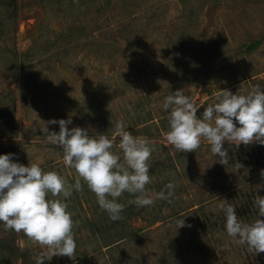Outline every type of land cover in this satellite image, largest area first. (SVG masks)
<instances>
[{
    "label": "rangeland",
    "instance_id": "374dc122",
    "mask_svg": "<svg viewBox=\"0 0 264 264\" xmlns=\"http://www.w3.org/2000/svg\"><path fill=\"white\" fill-rule=\"evenodd\" d=\"M257 85L264 90V0H0V155L74 184L62 149L41 131L50 119L115 137L112 151L121 157L117 120L155 146L146 186L154 203L137 208L125 192L123 219L112 221L81 181L83 191L61 197L76 257L45 264H264V253L227 235L217 207L227 200L243 222L256 218L264 145L225 142L232 158L225 166L206 141L176 152L166 141L170 109L162 107L182 90L200 117L220 89L247 94ZM170 182L171 204L155 198ZM180 219L191 226L176 229ZM40 251L0 222V264H35Z\"/></svg>",
    "mask_w": 264,
    "mask_h": 264
},
{
    "label": "clouds",
    "instance_id": "9594fccd",
    "mask_svg": "<svg viewBox=\"0 0 264 264\" xmlns=\"http://www.w3.org/2000/svg\"><path fill=\"white\" fill-rule=\"evenodd\" d=\"M215 99L217 102L205 107L198 117L197 105L182 90L169 94L162 105L164 110L170 109L166 141L176 152H195L206 141L211 153L225 166L232 159L224 148L225 142L235 148L241 144L264 145V90L258 85L247 94L220 89ZM71 123V118L50 119L41 131L48 143L62 149L63 163L75 170L74 184L54 171L45 172L37 163L25 166L13 161V153L0 155V222L5 230L22 232L41 248L35 264H45L53 256L75 259L74 222L62 198L70 197L73 189L83 191L81 181L95 194L98 205L112 221L123 219L125 206L118 198L125 192L135 197L128 203L137 208L154 203L146 186L152 182L148 161L155 146L147 137L134 136L126 130L123 120H117L115 133L121 157L112 151L115 137L94 131L90 134L88 128L78 126L69 128ZM52 124L59 125L58 132L49 131L47 125ZM231 164L238 173L242 165L235 161ZM260 176L264 178V169ZM165 187L169 189L167 194L160 192L155 198L171 204L176 186L170 182ZM253 205L257 215L251 222L239 219L235 206L227 200L217 207L225 215L227 235L255 255L264 253V196L256 195ZM186 226L191 225L180 219L176 229Z\"/></svg>",
    "mask_w": 264,
    "mask_h": 264
}]
</instances>
